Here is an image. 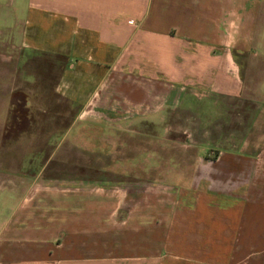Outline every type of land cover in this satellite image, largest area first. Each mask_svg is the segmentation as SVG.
I'll return each instance as SVG.
<instances>
[{
    "label": "crops",
    "instance_id": "0c3cea01",
    "mask_svg": "<svg viewBox=\"0 0 264 264\" xmlns=\"http://www.w3.org/2000/svg\"><path fill=\"white\" fill-rule=\"evenodd\" d=\"M0 10L6 41L39 76L25 100L37 112L26 113L31 146L63 166L119 171L109 158L120 134L188 96L264 93V0H11ZM13 93L0 98L4 124ZM218 152L197 149L172 180L41 178L60 189L5 218L0 264H264V146Z\"/></svg>",
    "mask_w": 264,
    "mask_h": 264
},
{
    "label": "rangeland",
    "instance_id": "374dc122",
    "mask_svg": "<svg viewBox=\"0 0 264 264\" xmlns=\"http://www.w3.org/2000/svg\"><path fill=\"white\" fill-rule=\"evenodd\" d=\"M10 2L0 0L4 6ZM6 30V26L0 25V32H3L0 33V78H3L0 98L6 92L14 93L6 106L9 109L7 123L4 124L0 116V227L7 216L10 218L16 212L17 205L30 204L36 194L59 191L58 186L41 185V178L82 173L89 178L140 184L158 182L160 178L172 180L176 162H191L199 148L207 151L200 155L215 159L220 150L253 157L264 146V99H261L264 93L258 94L253 87L243 96H188L179 106L168 108L163 112L164 118L159 117L149 127L136 126V133L122 132L118 139L120 152L108 157L111 160L109 166L120 165L119 171H80L60 164L61 155H38L31 146L32 135L36 133L34 121L26 115L37 112L33 107L27 110L25 100L26 95L37 97L40 85L34 80L39 76L30 75L34 72L30 68L33 66L31 59L17 43L6 41ZM4 109L0 105V114ZM141 133L146 134L145 137ZM51 156L53 159L47 162ZM91 156L92 160L97 159V155ZM69 157L68 161L77 162L80 154ZM147 163L152 164L151 169L143 168ZM41 164L46 165L44 170L40 169ZM183 172L191 173V170ZM21 181L27 183L20 185Z\"/></svg>",
    "mask_w": 264,
    "mask_h": 264
}]
</instances>
